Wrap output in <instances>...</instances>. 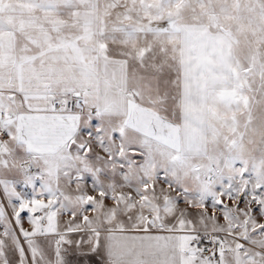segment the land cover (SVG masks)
<instances>
[{"label": "snow or ice", "instance_id": "obj_1", "mask_svg": "<svg viewBox=\"0 0 264 264\" xmlns=\"http://www.w3.org/2000/svg\"><path fill=\"white\" fill-rule=\"evenodd\" d=\"M0 264H264V0H0Z\"/></svg>", "mask_w": 264, "mask_h": 264}]
</instances>
